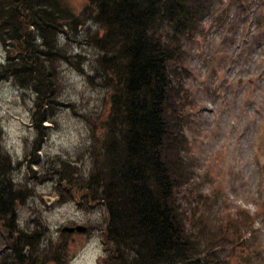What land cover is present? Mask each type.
Returning a JSON list of instances; mask_svg holds the SVG:
<instances>
[{"label": "rangeland", "instance_id": "1", "mask_svg": "<svg viewBox=\"0 0 264 264\" xmlns=\"http://www.w3.org/2000/svg\"><path fill=\"white\" fill-rule=\"evenodd\" d=\"M64 1L78 15L88 3ZM202 5L169 63L184 144L177 201L197 247L209 240L225 264H264L255 256L264 252V0ZM81 28L64 38L79 56L56 66L58 98L41 133L32 117L34 91L0 77V149L24 194L16 207L18 227L39 229L34 258L40 264H54L52 258L106 264L108 258L107 213L85 180L96 171L111 91L95 74L98 51ZM97 28L89 23L85 32ZM4 50L0 42V64ZM76 224L86 231H62ZM3 231L0 260L8 253Z\"/></svg>", "mask_w": 264, "mask_h": 264}, {"label": "trees", "instance_id": "2", "mask_svg": "<svg viewBox=\"0 0 264 264\" xmlns=\"http://www.w3.org/2000/svg\"><path fill=\"white\" fill-rule=\"evenodd\" d=\"M202 6V0H88L78 15L64 0H0V77L34 91L39 133L58 98L56 66L79 56L63 43L69 31L82 26L79 34L98 51L95 74L109 85L110 107L96 171L85 187L107 213L106 264L219 260L209 248L197 252L176 197L177 114L168 64ZM89 23L98 27L92 35L85 32ZM12 164L0 149V228L11 241L0 264H35L39 229L18 227L16 207L24 194Z\"/></svg>", "mask_w": 264, "mask_h": 264}, {"label": "water", "instance_id": "3", "mask_svg": "<svg viewBox=\"0 0 264 264\" xmlns=\"http://www.w3.org/2000/svg\"><path fill=\"white\" fill-rule=\"evenodd\" d=\"M74 229L81 231L84 230V227L77 225L75 227H64L63 230H67V231H73Z\"/></svg>", "mask_w": 264, "mask_h": 264}]
</instances>
